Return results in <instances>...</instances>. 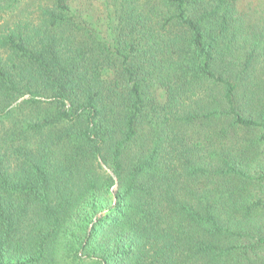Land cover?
I'll return each mask as SVG.
<instances>
[{
	"label": "trees",
	"instance_id": "16d2710c",
	"mask_svg": "<svg viewBox=\"0 0 264 264\" xmlns=\"http://www.w3.org/2000/svg\"><path fill=\"white\" fill-rule=\"evenodd\" d=\"M0 264H264V0H0Z\"/></svg>",
	"mask_w": 264,
	"mask_h": 264
},
{
	"label": "water",
	"instance_id": "95a60500",
	"mask_svg": "<svg viewBox=\"0 0 264 264\" xmlns=\"http://www.w3.org/2000/svg\"><path fill=\"white\" fill-rule=\"evenodd\" d=\"M26 98H28V96H25V97L20 98L19 100H17V101L14 103V105L17 104V103H19V102H21L23 99H26ZM99 161H100L102 167H103L104 169H107L106 166L101 162L100 159H99ZM107 171L112 175V173H111L109 170H107Z\"/></svg>",
	"mask_w": 264,
	"mask_h": 264
},
{
	"label": "rangeland",
	"instance_id": "374dc122",
	"mask_svg": "<svg viewBox=\"0 0 264 264\" xmlns=\"http://www.w3.org/2000/svg\"><path fill=\"white\" fill-rule=\"evenodd\" d=\"M85 1V0H84ZM93 5H97V0H89ZM109 173V172H108Z\"/></svg>",
	"mask_w": 264,
	"mask_h": 264
}]
</instances>
